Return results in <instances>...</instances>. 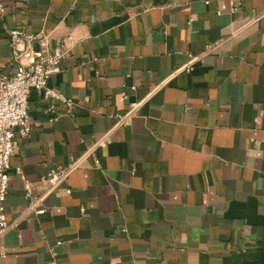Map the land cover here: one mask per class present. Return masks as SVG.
Masks as SVG:
<instances>
[{
    "label": "crops",
    "instance_id": "crops-1",
    "mask_svg": "<svg viewBox=\"0 0 264 264\" xmlns=\"http://www.w3.org/2000/svg\"><path fill=\"white\" fill-rule=\"evenodd\" d=\"M12 28L61 47L47 85L71 105L29 92L0 264H264V0H0V76L42 49L16 56Z\"/></svg>",
    "mask_w": 264,
    "mask_h": 264
},
{
    "label": "built area",
    "instance_id": "built-area-1",
    "mask_svg": "<svg viewBox=\"0 0 264 264\" xmlns=\"http://www.w3.org/2000/svg\"><path fill=\"white\" fill-rule=\"evenodd\" d=\"M233 12V9H231ZM38 35L27 33L23 30L12 28L8 31L9 44L14 48V54L19 56V52L15 49L18 40H24L30 44L36 39ZM42 42L43 38H42ZM40 51L38 57L25 65H19L15 72L10 76H0V258L7 255L8 250L2 242V237L9 229L10 223L7 219L5 200L7 196L8 183L10 178V157L18 148L19 141L28 136L31 131V118L28 115V95L31 89H36L42 93L45 99L52 101L58 100L65 103L68 107L71 105V100L66 98L63 94L57 93L53 88L47 85V81L53 73L60 70V61L63 57V50L60 46H54L51 49ZM208 48L206 52L199 55L189 54L186 63L180 66L176 71L191 69L192 64L200 56L210 51ZM121 95L126 98L125 91ZM139 102H129L127 110L116 113V121L119 125L130 124ZM53 105L50 104L49 109ZM54 117L52 120H56ZM111 142L109 133L100 136L93 144L92 148L97 146L105 147ZM96 165L99 161L95 160ZM78 166V160L71 158L67 166L56 167L48 170L42 179L47 183L50 191L66 176ZM19 171V167L16 168ZM24 195L31 200L29 209H32L36 204L41 203L42 197L33 196L31 183L29 180L24 181ZM36 214L44 212L43 207L34 208ZM61 241H56V246L60 245ZM56 250H50V257L47 264H60L56 260Z\"/></svg>",
    "mask_w": 264,
    "mask_h": 264
},
{
    "label": "water",
    "instance_id": "water-1",
    "mask_svg": "<svg viewBox=\"0 0 264 264\" xmlns=\"http://www.w3.org/2000/svg\"><path fill=\"white\" fill-rule=\"evenodd\" d=\"M19 43L23 44V43H25V41L24 40H18L17 44H19ZM37 45H40L42 47V49L40 48V50H38V51H44L45 48L43 47V44H42V36L41 35H38L36 37V39L34 41H32L31 48L36 49Z\"/></svg>",
    "mask_w": 264,
    "mask_h": 264
}]
</instances>
